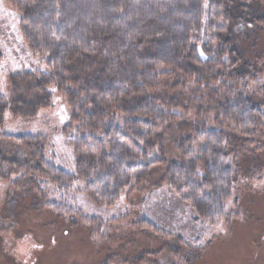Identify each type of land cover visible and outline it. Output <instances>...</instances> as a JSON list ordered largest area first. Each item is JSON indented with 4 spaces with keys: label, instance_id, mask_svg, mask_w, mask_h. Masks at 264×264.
Masks as SVG:
<instances>
[{
    "label": "trees",
    "instance_id": "16d2710c",
    "mask_svg": "<svg viewBox=\"0 0 264 264\" xmlns=\"http://www.w3.org/2000/svg\"><path fill=\"white\" fill-rule=\"evenodd\" d=\"M7 1L21 17L31 53L47 58L49 73L10 76L9 98L0 93V132L7 112L29 122L51 109L48 89L54 87L71 113L63 134L77 160L76 173L67 172L50 160L46 139L3 133L0 142L16 146V154L8 156L0 143V185L41 179L39 188L55 187L60 203L42 195L39 205L64 217L79 214L68 204L76 181L108 208L135 189L166 188L190 206L196 225L225 223L231 230L241 215L237 199V211L229 210L240 175L237 157L230 158L247 154L244 144L262 151L257 136L264 134V101L253 98L261 99L257 90L243 94L233 84L257 62L245 59L230 36L235 25L264 30V0ZM172 77L197 89L184 104L151 95ZM193 103L198 119L175 142L179 162H169L166 136ZM156 167L165 173L153 182ZM139 225L160 234L146 220Z\"/></svg>",
    "mask_w": 264,
    "mask_h": 264
},
{
    "label": "rangeland",
    "instance_id": "374dc122",
    "mask_svg": "<svg viewBox=\"0 0 264 264\" xmlns=\"http://www.w3.org/2000/svg\"><path fill=\"white\" fill-rule=\"evenodd\" d=\"M20 21V15L8 1L0 0V93L6 99L10 76L49 73L47 58L34 56L23 40ZM230 37L245 59L253 60V65L257 62L256 70L242 72L233 84L239 93L257 90L261 99L252 96L257 103L263 102L264 30L235 25ZM175 79L161 80L151 95L166 102L181 99L184 104L197 89L192 83L181 86ZM48 91L53 98L51 109L29 122L7 112L0 134H29L46 139L50 160L58 168L76 173L77 158L63 134L71 119L67 101L56 88L50 87ZM197 106L189 105L187 108L192 110L181 111V120L171 125V136H166L165 141L169 162H179L175 142L192 129L193 120L198 119ZM72 138H78L75 131ZM257 141H261V152H256V145L244 144L249 152H236L230 158L233 162L237 157L240 175L229 210L237 211V199L241 215L232 222L231 230L225 223L213 229L196 225L190 206L166 188L144 193L135 189L108 208L94 203L76 181L68 204L73 210L77 208L79 214L59 216L39 205L42 195L48 202L60 203L55 187L39 188L42 180L37 178L19 184L13 178L0 185V264H264V134L257 136ZM0 143L7 155L14 157L16 146ZM200 149L195 145L196 154ZM164 173L163 167L154 168L150 181L158 182ZM84 217L99 221L91 223ZM143 220L154 225L160 234L137 226Z\"/></svg>",
    "mask_w": 264,
    "mask_h": 264
}]
</instances>
